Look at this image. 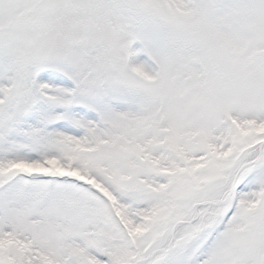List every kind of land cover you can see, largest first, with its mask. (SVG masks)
<instances>
[{
    "label": "snow or ice",
    "instance_id": "obj_1",
    "mask_svg": "<svg viewBox=\"0 0 264 264\" xmlns=\"http://www.w3.org/2000/svg\"><path fill=\"white\" fill-rule=\"evenodd\" d=\"M0 264H264V0H0Z\"/></svg>",
    "mask_w": 264,
    "mask_h": 264
}]
</instances>
